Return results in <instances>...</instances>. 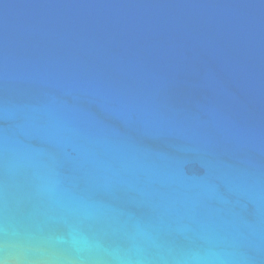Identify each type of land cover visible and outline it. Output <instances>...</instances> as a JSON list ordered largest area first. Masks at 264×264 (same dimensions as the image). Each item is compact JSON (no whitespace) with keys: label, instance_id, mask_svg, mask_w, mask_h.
Instances as JSON below:
<instances>
[{"label":"water","instance_id":"1","mask_svg":"<svg viewBox=\"0 0 264 264\" xmlns=\"http://www.w3.org/2000/svg\"><path fill=\"white\" fill-rule=\"evenodd\" d=\"M0 264H264V0H0Z\"/></svg>","mask_w":264,"mask_h":264}]
</instances>
